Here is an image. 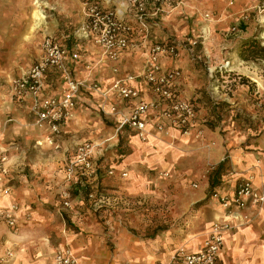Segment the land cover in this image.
<instances>
[{
	"label": "crops",
	"instance_id": "1",
	"mask_svg": "<svg viewBox=\"0 0 264 264\" xmlns=\"http://www.w3.org/2000/svg\"><path fill=\"white\" fill-rule=\"evenodd\" d=\"M78 4L80 20L72 29L61 30L40 6L43 4L36 2L31 13V35L25 37L32 40L40 31L44 33L42 39L56 35L71 52L80 54L78 60L71 56L67 60L74 76L80 81L97 80L102 90L110 88L119 76L141 73L146 62L145 49H130L123 52L116 63L110 61L93 38L81 29L84 8L81 0ZM241 7L234 0L176 3L150 18V42L175 36L180 39L191 30L199 34L200 26H207L211 29L207 32L211 33L210 37L201 40L202 36H198L200 48L195 56H219L215 53L227 41L221 36L222 29L232 22ZM173 19L181 20L178 27ZM36 51L37 60L41 47ZM188 53L180 47L177 58L163 57L161 63L164 69L181 70L177 89L181 95L194 98L195 83L190 80L193 62ZM35 59L0 63L3 65L0 66V158L7 159V173L0 181V206L18 208L16 227L0 220V264H55L56 251L67 246L80 264L167 263L178 249L199 251L216 225L223 227L224 242L215 264H264V204L228 211L217 198L206 199L210 170L224 160H227V168L216 191L232 195L239 179L251 177L255 188L264 192V133L254 137L246 134L223 137L212 130H206L203 135L195 131L181 134L173 129L159 133L150 124V133L142 140L130 128L117 133L119 116H109L102 111L103 105L107 110L111 104L127 111L129 104L112 92L106 99L100 92L83 87L77 97L75 114L56 137L59 146L51 145L47 142L51 134L48 126L37 125L31 114V96L12 98V82L27 74ZM114 66L119 69L118 74L114 73ZM45 80L42 98L60 96L67 86L61 72L54 68L48 70ZM132 85L140 89L143 99L156 98L143 79L133 81ZM85 141L100 144V156L124 141L129 146L121 163L114 165L116 171L128 170L129 177L110 176L114 172L107 174L104 182L110 187L106 189L108 193L115 196L114 201L117 196L122 198V212L115 218L111 212L106 214L104 223L97 215L87 217V212H80L84 209L76 205L81 189L72 195L77 186L67 179L65 166L73 159L77 146ZM34 152L36 157H32ZM102 169L100 163L99 178L90 179L87 186L94 189L102 184ZM66 191L71 192V207L63 204ZM163 198L168 201L165 212L168 211L173 220L185 214L182 224L168 229L161 228L160 224L149 228L139 214L135 216V212H152L153 215L162 212ZM199 202L195 211L187 212L193 203ZM70 221L79 231L68 227Z\"/></svg>",
	"mask_w": 264,
	"mask_h": 264
},
{
	"label": "built area",
	"instance_id": "2",
	"mask_svg": "<svg viewBox=\"0 0 264 264\" xmlns=\"http://www.w3.org/2000/svg\"><path fill=\"white\" fill-rule=\"evenodd\" d=\"M181 0H81L84 8V18L81 29L93 38L100 46L104 55L116 63L121 54L135 48H143L147 54L146 62L141 73L128 74L116 78L112 86L102 90L97 80L80 81L70 70L67 60L80 59L78 52H71L68 46L55 36L47 35L42 39L41 54L31 66L27 74L12 82V98L21 99L31 96L30 111L39 126H48L51 134L47 142L59 146L56 137L62 132L63 126L73 116L77 108V97L83 87L100 92L108 98L112 92L123 102L130 105L129 110L123 111L116 104L109 109L102 106V111L109 116H119L117 132L126 128L134 130L145 140L150 130L159 133L169 129L177 130L181 134L195 131L198 135L203 132L204 123L192 98L180 94L176 81L182 72L179 68L164 69L161 63L163 57L177 58L180 47H184L192 56L200 43L199 37H185L182 40L168 38L162 41L150 42V18L158 16L165 8L173 6ZM201 59V56H196ZM57 69L66 81V88L60 96L40 97L45 89L46 74L49 69ZM114 73L119 69L114 66ZM213 73V71L210 70ZM143 79L147 87L156 98L145 100L141 97L139 88L132 85L133 81ZM99 145L94 141L80 143L75 155L66 166L67 179L71 184L85 185L90 179L99 178L100 170ZM6 157L0 158V181L7 173ZM113 174L114 169L109 168ZM126 176L125 171L122 172ZM77 188V187H76ZM89 197L95 202L101 201L92 191ZM228 211L233 208L244 209L249 206L264 204V192L255 188L251 177H243L236 183L234 192L221 194L218 191L212 194ZM64 206L71 207V192L63 195ZM16 206L3 208L0 206V220H4L10 227L18 225ZM223 227L216 225L211 235L197 252H188L184 249L176 250L167 263L161 264H215L224 238ZM11 255V254H10ZM55 264H80L78 257L67 247L59 248L54 257Z\"/></svg>",
	"mask_w": 264,
	"mask_h": 264
},
{
	"label": "rangeland",
	"instance_id": "3",
	"mask_svg": "<svg viewBox=\"0 0 264 264\" xmlns=\"http://www.w3.org/2000/svg\"><path fill=\"white\" fill-rule=\"evenodd\" d=\"M185 1L181 0L179 2L185 3ZM36 2L43 4L40 6L44 8L46 13L51 15L50 17L54 19L57 27L61 30L72 29L75 26L74 24L80 20L78 0H0L1 64H4V61H19L20 58H27L30 62L35 59L36 49L41 47L40 42L44 33L40 31L32 40L27 39L25 35L31 33V13ZM234 2L240 3L243 7L238 10L239 12H236L237 14L234 15L232 22L222 29L221 36L227 41L223 42L226 43L224 47H219L222 51L219 52L220 49L218 48L219 51L215 53L219 56L207 57L199 54L201 59L195 56L196 59L193 60L192 54L187 51L190 54L189 59L193 62L190 67L193 69L191 72L193 76L190 80L195 83L192 94L194 98H198L207 118V123L204 124L201 135L206 130L216 131L223 137L231 134H246L249 137H254L264 133V59H242L239 56L240 43L238 42L241 37H256L264 46V0H234ZM33 10L35 11V8ZM180 21L177 19L172 20L177 27L180 25ZM48 30L51 31L50 28ZM200 30L199 34L191 30L185 35L183 34L181 38L202 36L200 37L201 40H205L210 37L211 33H207L211 32L210 28L200 26ZM33 33H36V31ZM53 36L57 37L56 35ZM178 37L180 38V36ZM11 38L14 39L11 40ZM173 38L177 39L176 36ZM181 38L178 40H182ZM199 48L200 44L195 53H199ZM1 64L0 66H3ZM220 69H232L234 71L222 72ZM242 75L247 78L244 83L240 81ZM214 102L217 104H214ZM105 142V140L101 141L100 144L103 145ZM128 151L129 146L124 141L100 153L102 154L100 163L103 168L101 178L104 180L101 179L102 184L99 185V193L103 195L102 200L95 202L94 199L88 197V188L84 186L79 188L81 189L79 193L81 198L78 200L76 207L84 209L80 212H87V217L97 215V219L104 223L107 219L106 214L108 215L111 212L113 218L119 213L121 214L120 201L122 198L117 196L114 201L115 196L108 193L109 191L106 189L110 187H107L104 182L106 175L109 174L106 173L109 168H113L115 172L110 176L129 177L128 170L119 168L116 171L117 169L114 167L115 164L121 163L122 155H125ZM32 157H36L35 152ZM121 170L125 171L127 175L123 176ZM214 170L213 168L210 170V175ZM79 189L74 188L72 195L75 192L78 193ZM209 191L210 186L207 195ZM160 205L162 212H155V215L152 212H135V216L139 214L140 220L147 223L149 228L160 224L161 228L168 229L183 223L185 214L173 220L174 217H170L168 211L165 212L168 208V201L165 198L162 199ZM194 205L195 203L189 207L187 212L195 211L197 207ZM67 225L71 230L79 231L78 227H75L71 221L67 222Z\"/></svg>",
	"mask_w": 264,
	"mask_h": 264
},
{
	"label": "trees",
	"instance_id": "4",
	"mask_svg": "<svg viewBox=\"0 0 264 264\" xmlns=\"http://www.w3.org/2000/svg\"><path fill=\"white\" fill-rule=\"evenodd\" d=\"M238 42L240 43V50H239V56L244 59V60H260V59H264V46L261 44L260 41L257 40L256 37H241L239 38ZM240 81L242 83L247 81V78L245 76H240ZM192 101L195 102L197 109L199 111L200 114V118L203 121L204 124L207 123V118H206V114L205 112L202 110V105L200 104V102L198 101V98H192ZM214 104H217L216 102H214ZM227 168V160H224L222 162H220L217 167L215 168V170L213 171V173L210 176V191L207 195L206 199H209L212 197V194L216 192V188L221 184V178L225 173V170ZM80 187H82L81 185H78L77 188L79 189ZM86 188H88L87 190V195L89 197V194L94 191L95 195L98 196L99 193V184L96 185V187L94 189L90 188L89 186H87V184H85ZM76 188V189H77ZM73 191V190H72ZM199 203H195L194 206L198 207Z\"/></svg>",
	"mask_w": 264,
	"mask_h": 264
}]
</instances>
